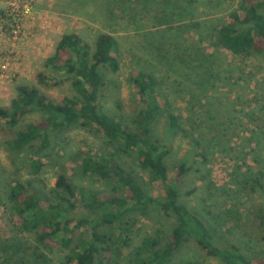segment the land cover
I'll return each instance as SVG.
<instances>
[{"label": "rangeland", "instance_id": "1", "mask_svg": "<svg viewBox=\"0 0 264 264\" xmlns=\"http://www.w3.org/2000/svg\"><path fill=\"white\" fill-rule=\"evenodd\" d=\"M239 5L240 0H0V107L10 106L18 85L36 87L55 102L71 96L69 80L41 86L35 73L61 35L75 33L92 49L100 33L111 34L120 68L101 71V110L130 126L143 105L133 72H151L162 104L153 135L168 142L165 164L170 176L182 160L188 166L180 189L192 192L181 199L205 222L215 245L235 244L244 254H264V229L256 217L258 211L264 212V49L243 57L216 41L226 14ZM169 114L177 115L183 131L168 128ZM37 117V113L25 115L15 127L0 119V264H56L64 254L42 249L12 221L6 197L13 182L48 190L59 167L65 166L79 198L78 216L86 214L81 193H106L112 187L81 175L77 168L84 155L114 152L93 126L74 124L53 136L50 159L40 174L15 171L6 141ZM117 156L135 172L148 195L162 198L163 188L158 181L151 182L132 152ZM174 225L172 216L158 212L139 217L129 245L121 247L111 264H137L141 240L147 235L164 239ZM28 247L43 253L47 261L32 257ZM195 262L222 264L205 255L192 239L185 240L167 264Z\"/></svg>", "mask_w": 264, "mask_h": 264}, {"label": "trees", "instance_id": "2", "mask_svg": "<svg viewBox=\"0 0 264 264\" xmlns=\"http://www.w3.org/2000/svg\"><path fill=\"white\" fill-rule=\"evenodd\" d=\"M216 41L243 57L262 51L264 0H240L239 7L226 14L225 23L217 30ZM115 46L116 40L109 33H100L92 49L75 33L61 35L34 80L41 86L69 80L72 95L55 102L36 87L18 85L10 106L0 107V119L10 127H15L25 115H38L6 141L13 154L15 171L27 169L33 175L40 174L50 159L48 149L53 136L74 124L93 126L104 138L106 147L114 152L102 150L97 156L84 155L77 168L81 175L111 183V189L106 193H81L80 203L86 214L78 216L75 214L77 192L67 169L61 166L54 185L48 190H40L30 182L15 181L10 185L6 205L10 206L12 221L42 249L63 252L56 264H111L113 257L120 255L121 247L129 245L138 218L151 212L172 216L175 225L164 239L147 235L141 240L137 264H167L187 239H192L205 255L217 258L222 264H264V254H244L235 244L215 245L205 222L181 199L182 195L192 192L180 189L188 166L182 160L170 176L165 164L168 142L153 135V125L162 113V104L156 97L157 83L151 72L142 69L133 72L132 81L143 105L136 111L130 126L101 110L98 103L103 86L101 71L116 72L120 68L113 54ZM167 126L174 132L183 131L175 114L167 116ZM128 152H132L151 182H159L163 188L162 198L148 195L135 172L117 156V153ZM256 217L264 229V212L258 211ZM28 249L35 259L47 261L43 253H37L33 247ZM16 251L14 247L12 252Z\"/></svg>", "mask_w": 264, "mask_h": 264}, {"label": "built area", "instance_id": "3", "mask_svg": "<svg viewBox=\"0 0 264 264\" xmlns=\"http://www.w3.org/2000/svg\"><path fill=\"white\" fill-rule=\"evenodd\" d=\"M10 4L13 6V5L15 4V2L12 1V2H10ZM8 14H11V12L8 11ZM11 32H12V38H15L16 35H17V30H16V28H13V29L11 30Z\"/></svg>", "mask_w": 264, "mask_h": 264}]
</instances>
